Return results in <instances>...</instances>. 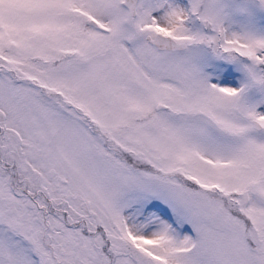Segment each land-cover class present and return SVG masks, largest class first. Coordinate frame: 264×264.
I'll return each instance as SVG.
<instances>
[{"label":"snow or ice","instance_id":"snow-or-ice-1","mask_svg":"<svg viewBox=\"0 0 264 264\" xmlns=\"http://www.w3.org/2000/svg\"><path fill=\"white\" fill-rule=\"evenodd\" d=\"M0 264H264V0H0Z\"/></svg>","mask_w":264,"mask_h":264}]
</instances>
